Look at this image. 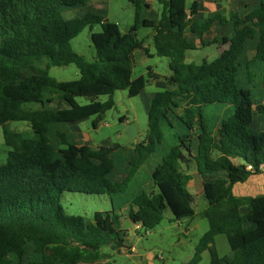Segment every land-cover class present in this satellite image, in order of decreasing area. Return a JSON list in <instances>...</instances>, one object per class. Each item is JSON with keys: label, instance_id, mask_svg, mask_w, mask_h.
Returning <instances> with one entry per match:
<instances>
[{"label": "trees", "instance_id": "obj_1", "mask_svg": "<svg viewBox=\"0 0 264 264\" xmlns=\"http://www.w3.org/2000/svg\"><path fill=\"white\" fill-rule=\"evenodd\" d=\"M89 1L0 0V125L11 147L7 162L0 163V264L93 263L102 248L123 247L128 231L114 195L126 189L166 131L175 143L151 171L158 190L138 189L128 216L146 229L162 221L167 207L176 219L192 218L195 197L187 184L193 174L183 165L193 160L200 174L214 178L203 184L209 229L186 264H199L207 249L210 264H264V193L234 192L236 184L264 173V127L254 126L257 115L264 117V0L229 16L218 11L202 18H195L197 0H159L163 8L155 18L144 14L148 0H129L135 21L126 32L93 11L65 16L68 7ZM96 23L102 29L92 33L96 56L88 59L72 39ZM143 26L153 29L155 53L170 58L172 74L151 98L146 138L128 149L130 164L118 177L114 155L126 148L95 147L69 124L99 115L97 124L114 106L116 90L135 96L159 76H134L135 51L152 55L137 36ZM222 27L229 32L204 38ZM188 32L202 45L228 46L214 59L187 61L186 51L198 48ZM72 63L78 79L60 81L50 74L52 66ZM101 95L110 98L101 102ZM78 96L92 101L80 104ZM11 120L27 121L33 134L9 128ZM66 191L107 194L112 208L96 211L94 219L68 213L62 204ZM220 233L228 237L230 255L217 251Z\"/></svg>", "mask_w": 264, "mask_h": 264}, {"label": "rangeland", "instance_id": "obj_2", "mask_svg": "<svg viewBox=\"0 0 264 264\" xmlns=\"http://www.w3.org/2000/svg\"><path fill=\"white\" fill-rule=\"evenodd\" d=\"M192 1L187 0V4L190 5ZM149 2L151 7L146 9L145 16L153 18L160 16L163 8L162 3L159 0H149ZM231 4H227V9L234 7ZM88 11L99 13L104 15L107 20L116 22L123 32L129 31L135 21L134 5L129 0H90L86 5L68 7L65 10V16L67 18L82 16ZM101 29L100 23L84 27L72 39L73 48L86 58L93 59L96 56V48L91 36L92 33L99 32ZM215 33V30H211L207 33L206 38L213 40ZM137 36L144 39L145 45L149 47L152 55H148L140 49L135 51L134 76L144 74L148 77L150 73L159 76L153 75L144 91L135 96L129 95L127 89L116 90L113 95L114 106L101 116V120L97 124L95 122L99 119V115H91L76 123L69 124L70 128L78 133L82 141L91 143L95 147L103 144L121 145L126 148H120L114 155L117 165L115 172L118 177H121L126 165L130 164L128 149L133 148L138 142L146 138L150 97L153 93L168 86L165 77L172 74V70L169 68L170 58L155 53L153 29L143 26L137 30ZM220 50L221 45L217 43L189 49L186 51V60L201 63L204 58L211 60L217 57ZM50 74L60 81L73 80L80 77V70L77 65L72 63L52 66ZM109 98V95H101L96 99L104 102ZM76 100L80 104H87L92 101V98L78 96ZM32 106L38 107L39 105L33 104ZM130 125H134L139 133L133 140L127 135ZM7 126L22 131L25 135L33 134L27 121L11 120ZM254 126L256 129L264 127V117L261 114L256 116ZM174 143L175 139L169 131H166L162 143L156 144L155 151L139 168V171L131 177L126 189L122 193L114 195L116 207H122L118 211L122 215V226L128 231L125 245L120 249L106 246L101 249L100 258L93 263L81 261L78 264H186L193 257L197 244L209 229L208 219L202 214L203 209L207 206L203 184L205 181L214 178L213 174H199L195 161H190L188 168L183 165L187 172L193 174V180L187 184L188 190L195 197L193 206L196 213L192 218L176 219L170 207H167L162 221L153 228L146 229L144 227L139 228L128 216L132 208L130 201L138 189L158 190L152 182L151 171ZM10 149L11 147L6 144L4 139L3 126L0 125V163L7 162ZM252 178L244 183L236 184L234 192L252 195L264 193V176ZM62 204L68 213L81 214L89 219H94V213L98 210L112 208L111 198L107 194L71 191L64 193ZM215 246L221 256L232 253L228 237L224 233L216 235ZM211 259V250L207 249L203 252L199 264H210Z\"/></svg>", "mask_w": 264, "mask_h": 264}, {"label": "crops", "instance_id": "obj_3", "mask_svg": "<svg viewBox=\"0 0 264 264\" xmlns=\"http://www.w3.org/2000/svg\"><path fill=\"white\" fill-rule=\"evenodd\" d=\"M197 1H198V14L195 15V18L206 17V16H208V15H210L212 13L218 12V11H223L227 16H229V14L231 12H235V11L242 12V11H245V8L247 7V5L255 4V3H257L258 0H197ZM227 4H231L234 7L232 6L233 8L227 9ZM211 30H215L216 31V33L214 35V37H216V36L227 34L229 32V27H222L219 30L215 29V28H212ZM210 31H208L207 33H209ZM207 33L205 34L204 38L206 40L210 41L209 38H206ZM187 35L189 36V38L191 40H193L194 42H196V44H198V47L204 46V45L201 44L200 38L197 35H194V34H192L190 32H188ZM199 42H200V44H199ZM217 44H220V43H217ZM220 45H221V50L219 51V54L221 53V51L224 48H226L228 46V44L225 43V44H220ZM155 93H153V95L150 97L149 100H151V98L155 95ZM149 103H150V101H149ZM261 175L264 176V173H260V174H257V175H252L250 178L255 177V176H261ZM191 180H193V178ZM254 189H255V186H254Z\"/></svg>", "mask_w": 264, "mask_h": 264}, {"label": "water", "instance_id": "obj_4", "mask_svg": "<svg viewBox=\"0 0 264 264\" xmlns=\"http://www.w3.org/2000/svg\"><path fill=\"white\" fill-rule=\"evenodd\" d=\"M138 131L134 125H130L127 130L128 137L133 140L138 136Z\"/></svg>", "mask_w": 264, "mask_h": 264}, {"label": "built area", "instance_id": "obj_5", "mask_svg": "<svg viewBox=\"0 0 264 264\" xmlns=\"http://www.w3.org/2000/svg\"><path fill=\"white\" fill-rule=\"evenodd\" d=\"M247 168H248V169H252L253 167H252L251 164H249V165L247 166Z\"/></svg>", "mask_w": 264, "mask_h": 264}]
</instances>
